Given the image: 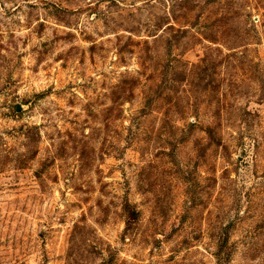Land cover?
Segmentation results:
<instances>
[{
  "label": "rangeland",
  "instance_id": "374dc122",
  "mask_svg": "<svg viewBox=\"0 0 264 264\" xmlns=\"http://www.w3.org/2000/svg\"><path fill=\"white\" fill-rule=\"evenodd\" d=\"M0 264H264V0H0Z\"/></svg>",
  "mask_w": 264,
  "mask_h": 264
},
{
  "label": "trees",
  "instance_id": "16d2710c",
  "mask_svg": "<svg viewBox=\"0 0 264 264\" xmlns=\"http://www.w3.org/2000/svg\"><path fill=\"white\" fill-rule=\"evenodd\" d=\"M208 41H212V40H208Z\"/></svg>",
  "mask_w": 264,
  "mask_h": 264
}]
</instances>
